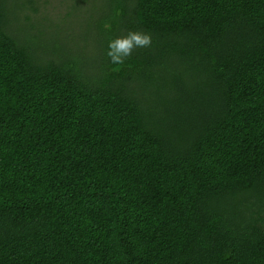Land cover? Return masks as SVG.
Listing matches in <instances>:
<instances>
[{
    "label": "trees",
    "instance_id": "1",
    "mask_svg": "<svg viewBox=\"0 0 264 264\" xmlns=\"http://www.w3.org/2000/svg\"><path fill=\"white\" fill-rule=\"evenodd\" d=\"M35 3L0 0V264H264V0Z\"/></svg>",
    "mask_w": 264,
    "mask_h": 264
},
{
    "label": "rangeland",
    "instance_id": "2",
    "mask_svg": "<svg viewBox=\"0 0 264 264\" xmlns=\"http://www.w3.org/2000/svg\"><path fill=\"white\" fill-rule=\"evenodd\" d=\"M35 2L34 11L31 10L28 15L35 26H42L51 32L52 27L62 24L67 28L66 33L71 35L76 33L74 19L66 17V13L72 12L73 0H35ZM60 35L64 38V35Z\"/></svg>",
    "mask_w": 264,
    "mask_h": 264
},
{
    "label": "clouds",
    "instance_id": "3",
    "mask_svg": "<svg viewBox=\"0 0 264 264\" xmlns=\"http://www.w3.org/2000/svg\"><path fill=\"white\" fill-rule=\"evenodd\" d=\"M106 24L105 28L110 29ZM152 45L150 33L142 31H130L126 36L110 39L106 56L110 63L114 65H123L125 60L130 57L136 48H148Z\"/></svg>",
    "mask_w": 264,
    "mask_h": 264
}]
</instances>
